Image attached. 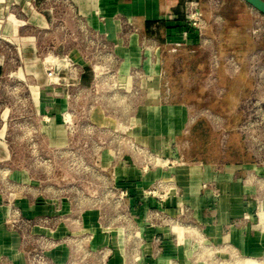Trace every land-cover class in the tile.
Listing matches in <instances>:
<instances>
[{"label": "rangeland", "instance_id": "rangeland-1", "mask_svg": "<svg viewBox=\"0 0 264 264\" xmlns=\"http://www.w3.org/2000/svg\"><path fill=\"white\" fill-rule=\"evenodd\" d=\"M203 3L223 14V22L215 19L208 25L210 42L177 46V52L169 49L165 61L168 98L184 102L190 113L178 159L150 148L120 154L97 151L113 147L115 129L125 122L114 111L107 113V92L92 70L103 63L106 50L70 9L63 16L68 25L62 38L57 33L44 44L47 51L61 44L64 51L80 50L89 61L86 91L81 89L82 76L59 74L73 85L66 147L51 146L39 122L28 118V109L20 106L12 113L15 90L0 75V115L9 108L12 150L8 159L0 160V264H264L262 202L252 217L256 234H251L260 246L230 248V243L211 244L174 174L142 183V175L158 168L244 160L236 128L243 119V102L257 96V82L264 85V15L255 10L248 14L241 5L249 6L241 0ZM214 53L219 58L216 69ZM60 61L49 57L46 62L52 70ZM198 120L205 122L194 132ZM129 156L139 165L130 173L119 168Z\"/></svg>", "mask_w": 264, "mask_h": 264}, {"label": "crops", "instance_id": "crops-1", "mask_svg": "<svg viewBox=\"0 0 264 264\" xmlns=\"http://www.w3.org/2000/svg\"><path fill=\"white\" fill-rule=\"evenodd\" d=\"M185 2L0 0V75L12 84L15 91H23L13 92L12 113L23 106L29 111L28 118L32 116L34 121L39 122L40 132L49 139L51 146L66 147L69 144L71 133L64 116L73 105L74 97L70 96L72 88L64 77L59 81L52 80L46 61L49 57H55L63 63L66 58H73L85 70L89 67V61L80 50L64 51L61 44L59 49L55 46L47 51L44 44L57 33L62 38L63 28L68 25L64 18H67L70 9L82 19L90 36L102 41L118 60L124 94H118V102H104L108 107L107 113L111 112V115L114 111L118 119L124 122L135 121L132 131L140 145L153 151L170 153L178 159L181 155L179 142L190 127V113L184 102L168 98L165 61L169 49L177 52L175 43L185 40L181 30H168L171 23L167 21L169 17L183 18ZM199 2L208 23L214 24L215 19L223 22L222 13L211 11L203 0ZM241 6L242 10L253 14L254 9L249 5ZM189 38L194 44L181 46H197L194 32L190 33ZM58 67H61L60 75L68 74L63 65H56L54 69ZM135 69L141 70L144 76L132 79L130 72ZM90 76L88 71L82 75L83 91L87 90ZM134 84L139 89L137 95L133 94ZM8 111L7 107L0 115V160L8 159L12 153L7 131ZM103 114L104 111L99 109L98 115ZM238 136L239 148L244 156L242 161H191L167 171L158 168L142 175V183H147L149 178L174 174L178 184L183 187L184 199L194 207L196 216L204 223L211 244L230 243L232 245L227 246L230 248L258 247L260 239L251 235L256 234L252 217L260 202L258 180L264 177V169L254 164L242 137ZM103 153H108V150ZM121 164L119 168L129 173L139 166L130 156ZM262 209L264 202L259 208L264 221Z\"/></svg>", "mask_w": 264, "mask_h": 264}, {"label": "built area", "instance_id": "built-area-1", "mask_svg": "<svg viewBox=\"0 0 264 264\" xmlns=\"http://www.w3.org/2000/svg\"><path fill=\"white\" fill-rule=\"evenodd\" d=\"M175 19L173 17H169L167 21L171 23L168 26L169 29L181 30L183 37L185 38L184 42L175 43L176 46H181L184 44L193 45L194 41L189 38L190 33L194 32L196 34L197 40L195 43L197 45L203 46L206 43L210 42L207 30H208V20L201 9V5L199 0H186L184 6V16L181 20ZM102 42V41H100ZM102 47L105 48L106 54L101 56L103 58V63L93 67V72H95L96 78H101L102 86H104L107 95L106 98L111 101L117 102L118 94H124V91L121 87V74L119 71L118 60L114 56L113 52L109 50V48L102 42ZM146 48V47H145ZM66 61L69 63V67H65L67 71L72 75L81 76L86 71L83 67L73 58H66ZM229 64L234 66L235 60L233 58L229 59ZM213 66L216 69L219 66V58L216 53L213 54ZM60 68L49 70V75L53 79H62L59 77ZM235 68V67H234ZM56 70V71H55ZM99 73V75H97ZM100 76V77H99ZM130 76L132 79L141 78L144 76V73L141 70L135 69L130 72ZM65 78V77H64ZM216 81L215 72H213L211 77V82ZM79 84V83H78ZM69 86H73L68 83ZM135 85V84H134ZM264 85L257 82V96L250 98L243 102L244 115L243 119L237 125V130L239 134L242 136L246 151L252 155L254 164L257 167L264 169V94L262 89ZM97 90H100L97 88ZM139 93V89L137 85L134 86L133 94L137 95ZM101 97L95 98L96 102ZM210 117H213L214 120L219 121L218 117L211 114ZM72 116L69 111L64 116V122L66 127L70 132V125L72 122ZM135 121L125 122L123 127L115 129L114 139L111 140L110 145L113 144V147H99L97 151L99 153L104 150H108L110 152H114L120 154L121 152H132L134 151H144L147 152V148L140 145L134 135L132 128L134 126ZM227 135H224L226 137ZM118 147V148H116ZM259 190H260V202H264V177H259Z\"/></svg>", "mask_w": 264, "mask_h": 264}, {"label": "water", "instance_id": "water-1", "mask_svg": "<svg viewBox=\"0 0 264 264\" xmlns=\"http://www.w3.org/2000/svg\"><path fill=\"white\" fill-rule=\"evenodd\" d=\"M249 5L252 9L264 15V0H242Z\"/></svg>", "mask_w": 264, "mask_h": 264}, {"label": "trees", "instance_id": "trees-1", "mask_svg": "<svg viewBox=\"0 0 264 264\" xmlns=\"http://www.w3.org/2000/svg\"><path fill=\"white\" fill-rule=\"evenodd\" d=\"M204 122H205L204 120H198V121L193 125L192 130H193L194 132L198 131L199 129L202 128Z\"/></svg>", "mask_w": 264, "mask_h": 264}, {"label": "bare ground", "instance_id": "bare-ground-1", "mask_svg": "<svg viewBox=\"0 0 264 264\" xmlns=\"http://www.w3.org/2000/svg\"><path fill=\"white\" fill-rule=\"evenodd\" d=\"M60 62H62V61H60ZM63 63L65 64L64 67H69V63H68V62L63 61ZM60 64H61V63H60ZM60 64H58V66H59ZM263 210H264V209H262V211H263Z\"/></svg>", "mask_w": 264, "mask_h": 264}]
</instances>
